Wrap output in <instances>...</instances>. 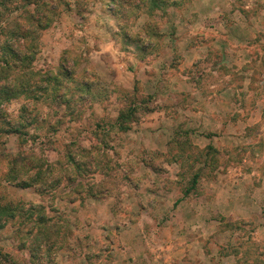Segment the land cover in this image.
Instances as JSON below:
<instances>
[{
	"label": "clouds",
	"instance_id": "1",
	"mask_svg": "<svg viewBox=\"0 0 264 264\" xmlns=\"http://www.w3.org/2000/svg\"><path fill=\"white\" fill-rule=\"evenodd\" d=\"M0 264H264V0H0Z\"/></svg>",
	"mask_w": 264,
	"mask_h": 264
}]
</instances>
